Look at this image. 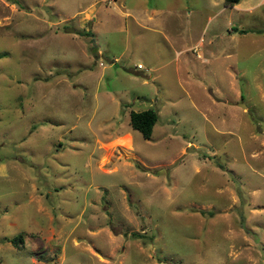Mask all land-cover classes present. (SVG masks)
<instances>
[{"label": "rangeland", "instance_id": "374dc122", "mask_svg": "<svg viewBox=\"0 0 264 264\" xmlns=\"http://www.w3.org/2000/svg\"><path fill=\"white\" fill-rule=\"evenodd\" d=\"M0 264H264V0H0Z\"/></svg>", "mask_w": 264, "mask_h": 264}, {"label": "trees", "instance_id": "16d2710c", "mask_svg": "<svg viewBox=\"0 0 264 264\" xmlns=\"http://www.w3.org/2000/svg\"><path fill=\"white\" fill-rule=\"evenodd\" d=\"M241 0H224L227 7H233L240 3ZM159 120L158 112L155 110H146L142 112H131L130 113V126L131 128L140 133L145 140H149L153 135L155 125ZM204 215L205 213L202 212ZM135 238H141L134 235ZM12 245L20 249L23 244L22 238H15L11 241Z\"/></svg>", "mask_w": 264, "mask_h": 264}, {"label": "built area", "instance_id": "2783aa9c", "mask_svg": "<svg viewBox=\"0 0 264 264\" xmlns=\"http://www.w3.org/2000/svg\"><path fill=\"white\" fill-rule=\"evenodd\" d=\"M137 69H138V70H142L143 68H142L141 65H138V66H137Z\"/></svg>", "mask_w": 264, "mask_h": 264}]
</instances>
